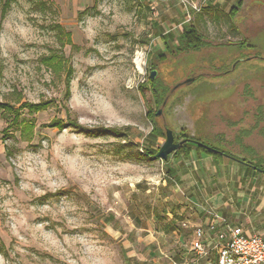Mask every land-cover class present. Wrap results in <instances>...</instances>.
Returning a JSON list of instances; mask_svg holds the SVG:
<instances>
[{"label": "rangeland", "instance_id": "374dc122", "mask_svg": "<svg viewBox=\"0 0 264 264\" xmlns=\"http://www.w3.org/2000/svg\"><path fill=\"white\" fill-rule=\"evenodd\" d=\"M237 1L13 3L0 18V102L15 94L16 109L50 106L19 110L20 121L35 125L32 134L0 117V264H213L191 250L198 227L212 243L210 211L232 225L250 221L264 237L263 179L251 188L237 165L209 159H185L184 167L175 159L126 162L123 148L158 152L166 129L176 142L184 133L228 145L254 125L264 107V0H242L227 16ZM190 24L208 42L200 51H185L179 40ZM56 26L71 37L60 41ZM138 53L144 74L136 70ZM56 54L64 59L60 76L43 62ZM153 71L159 89L171 91L163 108L152 100ZM156 110L162 113L153 121L148 114ZM72 121L121 136H89ZM4 134L15 140L4 142ZM243 141L264 155L257 132Z\"/></svg>", "mask_w": 264, "mask_h": 264}, {"label": "trees", "instance_id": "16d2710c", "mask_svg": "<svg viewBox=\"0 0 264 264\" xmlns=\"http://www.w3.org/2000/svg\"><path fill=\"white\" fill-rule=\"evenodd\" d=\"M17 0H0V3L2 4L1 7V14L0 18L1 20H4L10 11L13 3H15ZM242 0L237 1V6L233 7L230 13L227 15L229 17H235L237 11L239 10V7L242 5ZM41 6V5H40ZM59 33V40L62 41L63 38H69L71 37L70 34H64V32L61 30L59 26L54 27ZM169 37L167 35H162L161 40L165 44V46H170V43H168ZM180 42H182L183 48L185 51H200L201 49L208 46V42L206 41L205 37L199 32V30L195 27V25L190 24L183 28V31L181 32V35L179 37ZM184 42V43H183ZM244 45V43H242ZM182 46V45H180ZM264 60V59H261ZM64 59L59 56L58 54L50 57H45L43 59V62L49 67L54 69V73L56 75L60 76L61 70L64 68ZM239 62L236 61L235 63ZM234 63V64H235ZM234 70V69H233ZM72 72L70 69H68L65 73L66 76V89H67V98L70 97L69 94V84H70V78H71ZM148 84L150 86V91L152 93V100L156 108H163L164 102L170 98L171 91L169 92L167 88L164 90H160L158 85V80H152L151 76L148 79ZM143 90V86H141ZM19 99L16 100V96L11 95L7 96L2 102H0V117L2 119H6L9 121V128H19L23 124V128L27 131L28 134H32L35 125L33 123H26L23 121H20V114L19 110L27 108L30 112H40L50 106L49 102H43L37 105L34 104H25L22 105L19 109L14 108V105L12 103L19 104ZM158 110H156V113L154 111L149 112V117L154 121V117H158L157 115ZM55 127H61L62 125L54 124ZM68 126L79 129L81 132H84L85 134L89 136L98 137L100 135L109 134L114 136H121L118 129L116 128H104V127H94V128H87L84 126L79 125L77 122H69ZM254 132H257L260 136L264 138V107L259 106L256 109V112L254 114V125L250 129H245L240 131V133L235 137V140L233 143L229 142L228 145H224L222 141L224 140L223 137H220L218 141L213 142L210 139H201L196 137H190L188 135H184V133L180 134V137L185 140V143L181 146V148L171 154L167 162H169L171 159H175L179 162L180 167H184L185 159L194 158L196 161H203L205 159L211 160V162L216 166L224 165L225 163H237L242 168H244V174L243 178L241 179L244 182L252 181L255 177L259 179L264 180V155H260L258 151L244 143V139H247L253 135ZM11 136V137H10ZM157 136V135H155ZM155 139V138H154ZM154 139L151 141V143H155ZM4 142L8 140H15L12 135H6L3 136ZM215 143H219L221 146L224 145V148H218L215 146ZM232 146H237L241 152L239 154L233 152L231 150ZM125 149H128L129 152H127L126 155V162H133L138 163L142 161H156L158 159L155 158V155L157 152H152L150 150L141 152L140 150L135 151V147L133 144H127ZM159 151V149H158ZM145 154V155H144ZM7 155L9 157L13 156L12 151H10L9 148H7ZM146 157V158H144ZM168 172L171 174L173 179L175 181H179V175L177 174V169L169 168ZM114 220V219H112ZM211 263L216 264L217 263V256L216 251H211L210 255L208 256Z\"/></svg>", "mask_w": 264, "mask_h": 264}, {"label": "built area", "instance_id": "2783aa9c", "mask_svg": "<svg viewBox=\"0 0 264 264\" xmlns=\"http://www.w3.org/2000/svg\"><path fill=\"white\" fill-rule=\"evenodd\" d=\"M136 70L144 74L145 60L142 53L135 59ZM209 233L212 236V247L207 243L210 237L202 227L195 229L191 250L201 257H208L216 251V264H264V237L259 234L246 233L239 226H232L227 219L209 213Z\"/></svg>", "mask_w": 264, "mask_h": 264}, {"label": "water", "instance_id": "95a60500", "mask_svg": "<svg viewBox=\"0 0 264 264\" xmlns=\"http://www.w3.org/2000/svg\"><path fill=\"white\" fill-rule=\"evenodd\" d=\"M156 72L153 71L151 72V79L154 81L156 79ZM194 79H189L185 82V84H190L193 82ZM182 85L184 84H179L177 85L174 89H178L179 87H181ZM166 102L167 100L164 102V105L163 107L166 105ZM162 113V111H158L157 115L160 116ZM165 134H166V140H165V143L163 144V146L159 149V151L157 152V154L155 155V158L156 159H159V160H162V161H167L168 157L177 152L181 146L185 143V141H182V142H179V143H176L175 142V135L173 133V131L169 130V129H166L165 131Z\"/></svg>", "mask_w": 264, "mask_h": 264}, {"label": "crops", "instance_id": "0c3cea01", "mask_svg": "<svg viewBox=\"0 0 264 264\" xmlns=\"http://www.w3.org/2000/svg\"><path fill=\"white\" fill-rule=\"evenodd\" d=\"M231 164H234V165H237L239 168H240V170L243 172V174H244V168H242L240 165H238L237 163H232V162H230ZM256 179V177L252 180V181H247V182H244V181H242L241 180V182H244L245 184H247V183H250V186H251V188H252V182L254 181ZM210 212H212V211H210ZM213 212H215V211H213ZM216 213V212H215ZM217 214V213H216ZM226 219V218H225ZM210 216H207L206 217V225H209V223H210ZM229 221V220H228ZM229 223L231 224L232 222H230L229 221ZM241 224V223H240ZM232 225V224H231ZM232 226H238V225H232ZM239 227H241L246 233H249V234H259V235H261L257 230H256V228H254L253 226H252V224L250 223V221H245V222H243L241 225H239ZM194 236V235H193ZM211 236H213V235H211ZM262 236V235H261ZM263 237V236H262ZM213 243V242H212ZM212 243H210L211 245H212ZM212 247V246H211ZM210 255V254H209Z\"/></svg>", "mask_w": 264, "mask_h": 264}, {"label": "flooded vegetation", "instance_id": "af4514ba", "mask_svg": "<svg viewBox=\"0 0 264 264\" xmlns=\"http://www.w3.org/2000/svg\"><path fill=\"white\" fill-rule=\"evenodd\" d=\"M182 141H185L184 139H182V140H180V141H178V142H182ZM175 142H176V139H175ZM178 142H176V143H178Z\"/></svg>", "mask_w": 264, "mask_h": 264}]
</instances>
